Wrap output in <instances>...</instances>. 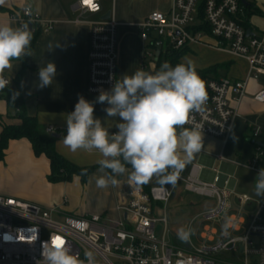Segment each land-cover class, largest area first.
Returning <instances> with one entry per match:
<instances>
[{
    "label": "built area",
    "instance_id": "2783aa9c",
    "mask_svg": "<svg viewBox=\"0 0 264 264\" xmlns=\"http://www.w3.org/2000/svg\"><path fill=\"white\" fill-rule=\"evenodd\" d=\"M250 4L246 6L240 0H173L169 11H153L138 24L146 65L147 61L156 64L160 57L191 45L207 46L248 62L243 79H207L203 110L191 113L185 125L201 129L203 143L206 137L228 138L248 83L264 74V10L252 3L259 12L248 15ZM74 8L81 15L98 13L102 10L101 0H91V3L76 0ZM9 17L18 26L28 23L30 30H35L43 20L29 5L13 11ZM254 17L260 18L261 24L253 21ZM118 66V22L111 14L109 19L91 22L88 82L91 96L98 97L102 91L112 89L118 80ZM3 75L10 81L7 87L12 86L8 69ZM254 99L264 103V87ZM46 132L56 130L50 126ZM247 140L253 149L244 166L257 174L264 168V128L252 127ZM203 170L202 165L193 163L187 172L186 165L175 186L169 187L145 189L129 182L119 193L116 218L102 214H65L59 208L0 194V264H44L42 244L57 235L67 240L72 252L85 264L84 254L88 251L93 253L94 264H264V197L254 201L246 194L238 196L242 204L254 203L247 210L251 220L244 228V219L235 214L227 216L236 195L234 174L222 181L220 172L215 170L213 180L208 181L202 177ZM177 185H182L186 192L215 200V206L205 215L206 220L222 225L227 218L230 229L244 230V234L223 230L216 244L209 245L207 241L213 240L216 231L207 228L204 230L206 242L201 247L168 241L167 206ZM225 251H234L242 259L219 258Z\"/></svg>",
    "mask_w": 264,
    "mask_h": 264
},
{
    "label": "crops",
    "instance_id": "0c3cea01",
    "mask_svg": "<svg viewBox=\"0 0 264 264\" xmlns=\"http://www.w3.org/2000/svg\"><path fill=\"white\" fill-rule=\"evenodd\" d=\"M75 2V0H3L0 3V25L19 27L9 15L26 5L39 12L43 18L36 27L38 28L37 40L32 49V57L28 56L26 59L28 68L20 81V88L25 98L27 112L36 117L40 129L44 133L50 126L56 131L66 132L65 117L74 110L79 96L92 102L97 98L88 92L91 22L102 19V16L108 11H112L113 17L118 22V80L122 79L124 74L131 76L138 69L146 72L151 71L153 74L156 64L150 61H147V65L145 64L143 59L144 44L138 24L153 11H169L173 0H114L113 9H107L101 1L102 10L100 12L82 15L74 8ZM49 24L50 29L48 28ZM49 44L53 45V49L48 47ZM57 45L58 47H55ZM195 47L207 46L191 45L186 48L181 62ZM219 52L227 55L230 65L211 66L210 68H216V70L210 74V78L243 79L246 77L249 68L246 60L234 57L227 52ZM49 62L55 63L56 76L50 86L40 88L38 87V70L40 67H46ZM240 63L244 64V67ZM22 66V60L12 61V68L8 69V74L13 82ZM233 67L240 70L235 72ZM195 68L200 69L199 67ZM263 87L264 83L259 82L258 79L250 80L247 94L238 106V114L233 120V127L228 138L206 137L202 151L187 164V172L193 163H198L204 167L202 172L204 179L212 181L215 170H217L221 174V180L224 181L226 176L234 174L235 177L238 169L245 168L244 165L249 160L253 149L247 137L252 127L261 126L264 128V115L259 113L261 109H264V103L254 99V95ZM107 106L106 103H95L94 116L100 118L104 124L110 123L109 132L114 133L117 131L115 124L122 121L118 116L108 118L106 121V113L103 109ZM8 107L5 99L0 100V133L3 124L20 123L19 119L11 117L14 111L9 113ZM62 137L56 140L55 148L63 157L79 166H96L87 182L83 183L79 176L73 177L68 182L49 181L47 178L50 173L49 159L45 155L36 156L28 139H13L5 149V157L0 160V179L10 178V182L0 181V194L36 202L47 207L59 208L63 213L70 215L102 214L110 218L118 217L116 207L119 193L128 187L131 166L126 167L128 170L124 174L116 176L117 184L115 186L110 184L107 188H98L95 182L96 178L105 174L98 170L99 154H89L84 151L72 153L63 145ZM181 155L183 154L181 153ZM106 173H108L107 170ZM236 184L237 181L235 183L236 195L233 199L247 211L252 208L254 203H240L239 195L246 194L254 201L260 199L254 197V189H250L247 193L240 192ZM27 186L42 193L43 196L40 198L32 196L28 193ZM142 186L149 189L152 186L161 185L153 178L151 182ZM187 193L189 192H186L182 185H177L174 188L170 200L173 202L170 210L171 216L167 206L169 230L170 222L176 224L174 222L179 218H176L175 212L182 208L188 209V207L195 206ZM191 224L192 221L188 223L186 230L192 229ZM221 227L222 231L225 230L223 225ZM207 228L216 231L213 240L207 241L209 245L216 243L218 236L222 233L215 225L211 226L209 223L202 225L198 233L201 245L206 242L204 230ZM226 231L234 234L242 230H232L228 227ZM170 234L171 231H169L168 237L171 236ZM169 241L180 246H189L188 244L195 246L190 237L183 243Z\"/></svg>",
    "mask_w": 264,
    "mask_h": 264
},
{
    "label": "clouds",
    "instance_id": "9594fccd",
    "mask_svg": "<svg viewBox=\"0 0 264 264\" xmlns=\"http://www.w3.org/2000/svg\"><path fill=\"white\" fill-rule=\"evenodd\" d=\"M25 13L30 14V10L25 9ZM32 38L28 23L19 27L0 25V90L10 83L3 74L12 68V61L32 57ZM48 47L53 49L52 44ZM55 76V63L40 67L38 87L50 86ZM206 101L205 83L191 59L185 57L175 66L165 61L154 74L142 69L131 76L124 74L94 102L79 96L74 110L65 117L67 127L62 142L72 153L99 154L98 170L105 174L96 178L98 188L115 186L116 176L128 170L126 165L131 166L130 182L137 186L148 184L153 178L161 186H175L180 172L204 147L201 129L185 125L191 113L203 110ZM95 103L108 105L103 109L106 121L120 118L122 122L115 124L116 132L110 133L111 124L94 116ZM254 192L264 197V168L257 173ZM223 227L227 230L228 223ZM192 231L180 228L178 239L187 241ZM84 255L87 264H94L92 252ZM41 256L44 264H85L59 235L43 242Z\"/></svg>",
    "mask_w": 264,
    "mask_h": 264
},
{
    "label": "trees",
    "instance_id": "16d2710c",
    "mask_svg": "<svg viewBox=\"0 0 264 264\" xmlns=\"http://www.w3.org/2000/svg\"><path fill=\"white\" fill-rule=\"evenodd\" d=\"M253 4L247 7L248 15L258 13L259 9L253 8ZM32 31L31 50L34 48L38 28ZM186 53V48L172 54H166L160 57L156 62V67L153 74L159 70L160 65L165 61L172 66L181 62V57ZM28 56L22 58L23 66L16 76L13 85L3 90H0V98H3L14 111L12 118L19 119V124H3L0 133V160L5 157V149L8 147L10 140L13 139H28L32 145L36 156L45 155L50 161V173L47 178L51 182H68L75 176H79L83 183L87 182L90 175L96 169V166H79L63 157L55 148V142L58 138L54 137V133L42 132L38 125L37 119L34 115H30L25 107V98L22 95L20 88V81L23 78L28 65L26 59ZM200 78L205 85L210 74L215 72L216 68H208L205 70L195 68ZM18 93V95H17ZM61 134V137L66 135L64 131H56ZM130 165H126L129 167ZM110 173V170H107ZM86 173V174H85Z\"/></svg>",
    "mask_w": 264,
    "mask_h": 264
},
{
    "label": "rangeland",
    "instance_id": "374dc122",
    "mask_svg": "<svg viewBox=\"0 0 264 264\" xmlns=\"http://www.w3.org/2000/svg\"><path fill=\"white\" fill-rule=\"evenodd\" d=\"M76 1V0H75ZM102 3L107 7V9H113V1L114 0H101ZM250 3L255 4L260 10H264V0H248ZM253 21L257 22L258 24H261V19L258 17H254ZM187 58L191 59L193 61V64L195 67H199L200 69H207L210 68L211 66H217L220 64H229L230 65V59L227 57L226 54L221 53L219 51H216L212 48L209 47H195L193 49V51L188 54V56H186ZM234 64V62H233ZM242 67H244V64L240 63ZM235 69V72L240 70L237 67H233ZM223 75V74H221ZM259 82L264 83V74H262L259 77ZM0 100H4L2 98H0ZM7 111L9 113H12L13 109L11 107L7 108ZM262 115H264V109H261V111L259 112ZM257 177V174L249 169H245V168H240L237 170L236 175H235V180L237 181L236 187L238 189V191L242 192H249L250 189H254L255 188V179ZM3 179V178H2ZM0 179V181L2 180ZM12 179V178H11ZM4 180H7L8 182H10V178H4ZM4 180H2V182H4ZM12 183V181H11ZM9 183V184H11ZM26 189V187H24ZM28 188V186H27ZM27 190L29 194H31L32 196L34 195L37 198H40L42 195V193L38 192V191H34V189L32 188H28ZM34 191V192H33ZM33 193V194H32ZM189 194V198L195 203V206L185 209L182 208L180 210H178L177 212H175V216L176 218H178V220L176 219V224H172L170 222V231H171V236L167 237V240H172L174 242L177 243H183L186 241H181L180 239H178L177 236V232L180 228H184L186 229V226L188 225V223L190 221H192V234L190 235V238L193 242V244L196 247H201V242L198 239V233L202 228V225L209 223L211 226H216L219 230L222 231V225L224 226V224L227 222V218H225L222 221V225L219 222H215L213 220H206L205 219V215L206 213L212 209L215 206V200L210 199V198H206V197H202L196 194H192V193H187ZM258 199H261L262 197H258V196H254ZM21 199V198H19ZM173 204V202H169L168 203V212L171 216V205ZM231 205L232 208L231 210L228 212V215H232L235 214L238 217L244 219L243 221V227L245 228L250 220H251V216L250 214L241 206H239L234 199L232 198L231 200ZM54 217L57 219H60V216H57L54 214ZM170 221V220H169ZM161 227L158 225V230H160ZM235 235H243L244 234V230L240 231V232H236L234 233ZM216 243H213V245ZM219 258L224 259V260H233V261H240L242 259V256L234 251H225L221 254H219Z\"/></svg>",
    "mask_w": 264,
    "mask_h": 264
},
{
    "label": "water",
    "instance_id": "95a60500",
    "mask_svg": "<svg viewBox=\"0 0 264 264\" xmlns=\"http://www.w3.org/2000/svg\"><path fill=\"white\" fill-rule=\"evenodd\" d=\"M244 5H249V1L248 0H240ZM111 14H112V11H108V12H106V14H104L103 16H102V19H109L110 17H111ZM248 33H250V31H248ZM159 53H157V55H158ZM149 73H151V71H149ZM53 136L54 137H56V138H60L61 137V134H57V133H54L53 134Z\"/></svg>",
    "mask_w": 264,
    "mask_h": 264
},
{
    "label": "snow or ice",
    "instance_id": "6c2138e0",
    "mask_svg": "<svg viewBox=\"0 0 264 264\" xmlns=\"http://www.w3.org/2000/svg\"><path fill=\"white\" fill-rule=\"evenodd\" d=\"M87 3H91V0H86Z\"/></svg>",
    "mask_w": 264,
    "mask_h": 264
}]
</instances>
